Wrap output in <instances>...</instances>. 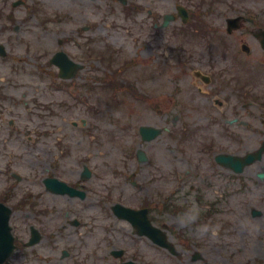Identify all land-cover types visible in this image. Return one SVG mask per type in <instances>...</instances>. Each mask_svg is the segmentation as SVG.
Segmentation results:
<instances>
[{"label":"rangeland","instance_id":"1","mask_svg":"<svg viewBox=\"0 0 264 264\" xmlns=\"http://www.w3.org/2000/svg\"><path fill=\"white\" fill-rule=\"evenodd\" d=\"M18 1L0 0V41L6 44L10 56V59L0 61V86L6 94L3 99L0 94L3 108L0 117H4L5 121L10 117L16 118L21 131L18 138L8 142V125L4 122L0 125V196L5 192L1 198L15 195L9 198V201L14 199L10 205L30 196V205L17 209L18 213L12 217V225L14 227L15 223L16 232L23 236L28 226L37 220L39 225L46 227L42 230L46 238L35 247L33 255L27 249L19 251L8 264H112L115 261L108 254L112 245L134 248V242L146 254L147 264H189L193 252L191 239L194 238H206L202 243L203 248L218 252L221 258L225 255L221 235L215 237L213 231L229 222L238 228V240L245 242V261L259 255L260 261L264 262V182L254 177L250 179L247 173L240 176L238 181L214 162L216 153L245 152L257 148L264 141L262 135L254 134L245 127L240 130L233 126L234 131L240 130L241 139L231 137L226 132L229 126L224 122V119L236 115L230 114L232 107L248 116L264 113V72L250 64L253 59H226L221 52V43H218V49L215 43L213 49L209 50L201 39L190 42L168 40L177 23L156 34L151 33L150 26L144 29L143 25L149 19V8L159 11L158 17L162 23L163 16L175 13L178 5L193 9L196 4H202L203 8L209 5V8L219 9L220 0H125L126 5L122 0H23V4L14 7L13 4ZM130 5H140L144 11L129 15L125 6ZM206 11L211 14L208 8ZM204 22L208 26L219 27L221 24L220 16H210ZM60 40H63L62 44H59ZM179 48L182 56L176 52ZM60 50L75 61L85 63L86 60V73L90 67V74H98V84L93 86L95 92L83 85L86 81L81 73L71 86L62 83L64 88L60 92L40 84L49 83V79L40 81L27 74L36 72L38 67L49 66L52 55ZM132 61L128 65L131 70L126 68L118 76L119 82L122 85L131 82L136 86L137 78L140 81L137 84L139 92L149 93L151 101L161 99L162 107L136 99L127 88L118 89V93L115 92L117 98L110 100L115 95L112 93L111 96V91L106 90L108 81L114 80V73L111 75L110 70L113 72ZM10 67L19 73L10 70ZM195 68L212 74L214 78L210 86L204 87L205 92L193 86L191 71ZM242 85L244 89H240ZM245 93L248 94L246 97ZM215 95L225 100L224 109L219 110L214 106ZM79 97L89 103L91 98L94 99L97 103L89 106L94 108L95 113L84 106L86 102ZM131 97L134 100L131 101ZM36 98L41 99L38 105ZM255 98H258L259 108L253 106L242 110V102ZM118 99L127 103L128 113L126 106ZM24 100L35 105L33 113H26ZM117 100L123 109L115 108L113 103ZM82 118L88 119L93 126L91 130L97 138L100 155L90 160L97 177L87 183L89 199L73 202L72 211L81 210L85 225L73 229L62 217L66 202L70 207L71 204L45 193L42 183V179L50 173L47 170L51 158L58 152V136L43 138L37 145L29 142L27 136L32 133L30 129L35 133L63 130V134L73 140L77 129L69 121ZM126 118L132 119V122ZM176 118L178 120L174 121ZM244 120L249 121L248 118ZM143 125L169 128L170 131L153 142L145 143L141 141L138 131ZM255 126L261 127L259 122H255ZM187 132L190 135L185 136ZM233 139L235 143L231 142ZM93 147L96 144L86 139L84 150L78 152L75 159L87 156ZM139 148L147 153L148 163L137 161L136 150ZM128 153L134 154L133 159L128 158ZM210 163L214 164L209 169ZM177 165L181 170L191 165H205L201 172L212 171L206 194L213 205L218 206L219 212L212 218L210 235L198 236L191 230V212L175 218L165 217L178 226L173 233H168L181 254L179 260L146 240L133 237V241V235L124 230L127 226L111 218L109 211L116 201L134 202L143 196L152 198L155 196L154 190L157 194L162 191L168 194L175 182L172 175ZM75 168L79 167L74 162L70 169ZM252 168L264 172V159ZM61 169L66 176L76 179L72 177L64 158ZM11 172L20 174L22 180H13ZM189 185H183L182 191L176 193L180 208L190 207L194 212L202 210L194 202L196 193ZM9 187L11 190H7ZM202 188L205 189L204 186ZM15 190L17 193H14ZM95 190L98 193L93 196ZM187 190L190 195L184 198ZM42 191L44 196L40 197L37 192ZM218 196H225V199L215 204ZM55 204L61 208L63 206V209L55 210ZM153 206H156L155 203ZM254 208L261 210L263 215L252 218L251 210ZM38 210L40 214L36 217ZM61 221L63 226L68 224L67 229L54 232ZM230 227L228 224L226 229ZM251 249L257 250L256 255L252 254ZM63 250L74 252L77 260L73 257L64 259Z\"/></svg>","mask_w":264,"mask_h":264},{"label":"flooded vegetation","instance_id":"2","mask_svg":"<svg viewBox=\"0 0 264 264\" xmlns=\"http://www.w3.org/2000/svg\"><path fill=\"white\" fill-rule=\"evenodd\" d=\"M215 6L216 4H210ZM204 5H198L196 4L193 9L187 8L188 12V18L184 20L180 17L178 13L179 7L176 8V14L177 17H174L171 19V21L168 23L167 26H164V22L166 21V16L168 14H165L163 16L162 23L158 17V10H151L149 8L147 10V19L143 25L144 29H147V27H151V33H161L165 29H169L168 27L171 24L177 23V26L173 29V35L172 37H168V40L171 41H180V42H190V41H197L201 39L203 41V44L206 48L209 50H212L215 43L216 48L218 49L217 45L218 43H221V49L223 56L230 60V59H248L254 60L250 64H254L258 69L264 72V0H220V8L214 9L209 8L210 6L207 5L205 8H203ZM218 6V5H216ZM207 8L211 11V14H209L206 10ZM202 11V17L197 18L199 12ZM210 16H220L221 24L219 27L214 25H206L204 22V19H207ZM149 22V24H148ZM143 29V30H144ZM199 36H203L202 38H199ZM185 69V68H184ZM190 69V68H188ZM84 78V74H81ZM200 82H196L195 86H199ZM209 93V91H208ZM1 94V92H0ZM1 97V96H0ZM180 98V96H177ZM3 99V98H2ZM1 99V100H2ZM162 103L163 101L160 100ZM1 103V101H0ZM216 104H219L218 101H215ZM223 105V103H221ZM242 110L245 109V104L242 102ZM0 110H3L1 104H0ZM231 119H226L225 121L228 122V125L231 127L236 126L239 129H243L246 126H249L250 122H259L258 118L255 116L249 117L248 115H244L238 111V109H234L232 107L230 114H235ZM250 118L249 121L246 123L244 118ZM14 118V117H12ZM4 119V117H3ZM16 119V118H14ZM175 121V119H174ZM13 123H16L13 121ZM70 123V122H69ZM70 125L77 129L76 138L73 140H69L67 136L63 134V130H60L59 132H53L51 130H44L41 133H35V130L30 129L32 131L31 134H29V141L33 145H37L41 139L48 138L51 135H57V142L56 145L58 147V152L54 153V157L51 158V162H49V170H47L48 173L43 181L47 188V184L45 183L46 179H58L60 181L66 182L71 187L85 192V198L82 200L78 197H70L68 195H56L48 191L50 194L53 195V197H58L59 199H65L68 202H79V201H86L89 199L88 197V182H91V180L96 176L97 173L90 165V160L99 157V148L97 147V138L92 133L91 130H89V127L93 128L92 125H88L86 128L78 127L74 124ZM234 129V128H232ZM251 131L254 134H259L260 131L258 129H255L254 127H251ZM256 130V131H255ZM170 129L168 128L166 132H169ZM232 131H230L231 133ZM19 131H11L9 133L10 140L9 142L14 141L16 138H18ZM239 133V132H238ZM239 137V135H238ZM86 139L91 142V144H96V147H93L91 152L88 153L87 156H79L75 159V155L84 150L83 144L86 141ZM78 149L75 152V149ZM175 151V150H174ZM132 154L128 156V158H132ZM63 158L65 163L68 165V170L71 171L73 174L72 177L76 179L69 178L62 172V162ZM138 161V157H137ZM148 160L144 163H148ZM75 165L79 168L70 169L72 165ZM85 166H90L91 174L90 178L88 180H85L83 177V171ZM205 166V165H204ZM191 165L188 169H183L177 165L174 173L173 178L175 179V182L173 183V188L171 194L166 198V194H164V191L157 194L158 192L156 190L153 191L155 194V197L158 199L161 205V212H162V218L165 216V212L169 211L170 209H173V212L168 214V217L175 218L176 216H179L181 213L180 206L178 204V201L180 199H177L178 194H176L177 191H182L183 185H187V183H190L189 187L191 190H193L196 194L194 196L195 201L197 204L200 205L203 211H205L204 214H201L200 216L191 215L194 227L191 228L193 232L196 231L197 235L200 234H210V227L212 226V218L215 215H218L217 213H212L213 210L216 209V206H213L210 204L211 200L209 199L206 192L208 191V183H209V173H203L201 172L203 167ZM233 172V171H232ZM245 170L241 173L244 174ZM254 174L258 180H260V173L259 172H251ZM205 187L203 189L202 187ZM97 190H95L93 196L97 195ZM205 193V194H203ZM188 190L184 194V198H187L189 196ZM92 196V198H93ZM91 198V199H92ZM217 203L219 199H216ZM209 204V205H208ZM57 207H60L59 204H55ZM128 205L130 208H133L135 210H149V216L151 217L152 223L159 228L162 229H171L175 230L177 223L176 222H170L165 221V219L160 223L156 219H153V207L150 205V200L143 196L139 201L134 202H128ZM159 207V206H158ZM205 207V208H203ZM150 209H152V215L150 212ZM74 215H81L80 209H74L72 212ZM40 214V211L36 212V217ZM59 219H61L59 217ZM35 224H40L39 221H35ZM81 222L79 223V225ZM223 225V224H222ZM222 225L219 226V229L222 228ZM33 225L30 226V229ZM133 234L135 235L136 229L135 227L130 224L129 225ZM215 233H217V230H214ZM146 239V238H145ZM206 238H196L192 242L193 246V255H192V262H189V264H247L248 262H244L239 256V251L242 252L243 257L245 256V246L243 247L244 241L242 240V246L238 249V242L235 240L234 244L232 246V249L236 252L235 257H221L219 258L218 252H214L211 249L203 248V241H205ZM132 246H135L134 244ZM229 244L226 243V249H228ZM136 250V248H129ZM198 252L201 254L202 258L198 261H194V258L196 257V254ZM210 252L209 255L207 253ZM252 254L256 255L255 253L257 250L251 249ZM68 254L65 258H72L73 253L69 250H63L62 256ZM142 257H146V254L143 252L140 253V255H136V260L141 261ZM206 258V259H205ZM201 261V262H200ZM75 262V261H74ZM123 262H118V264H121ZM112 264H117V262H112ZM249 264H259V262H250Z\"/></svg>","mask_w":264,"mask_h":264},{"label":"water","instance_id":"3","mask_svg":"<svg viewBox=\"0 0 264 264\" xmlns=\"http://www.w3.org/2000/svg\"><path fill=\"white\" fill-rule=\"evenodd\" d=\"M61 65L64 67V63H62ZM9 214H10V211L6 212V215L3 218L0 217V264L4 263V261L9 256V253L11 252V249H12L11 243H10L9 248L5 246V239H3L1 235V233L6 232L8 228ZM8 234H9V229H8Z\"/></svg>","mask_w":264,"mask_h":264}]
</instances>
